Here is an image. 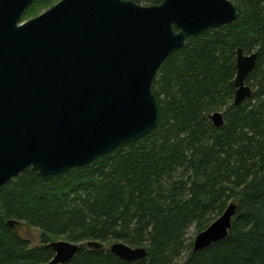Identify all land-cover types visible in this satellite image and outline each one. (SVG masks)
<instances>
[{"label":"trees","instance_id":"1","mask_svg":"<svg viewBox=\"0 0 264 264\" xmlns=\"http://www.w3.org/2000/svg\"><path fill=\"white\" fill-rule=\"evenodd\" d=\"M60 1L34 0L22 21ZM230 1L235 22L189 37L161 67L151 134L61 175L27 169L0 189V264H47L55 241L80 246L66 264H264V0ZM239 49L258 57L246 80L252 96L236 105ZM231 204L228 237L194 252L190 230L205 231ZM10 221L39 230L42 246ZM114 243L147 256L124 261L109 250Z\"/></svg>","mask_w":264,"mask_h":264},{"label":"water","instance_id":"2","mask_svg":"<svg viewBox=\"0 0 264 264\" xmlns=\"http://www.w3.org/2000/svg\"><path fill=\"white\" fill-rule=\"evenodd\" d=\"M33 1L0 0V189L27 169L61 175L151 134L160 123L153 86L165 61L189 37L239 16L230 0H62L23 22ZM257 57L237 53L236 105L252 96L246 80ZM212 120L224 124L221 113ZM237 210L231 204L198 234L194 252L226 239ZM47 247L55 253L47 264H66L80 249L68 241ZM109 250L127 262L147 256L123 243Z\"/></svg>","mask_w":264,"mask_h":264},{"label":"rangeland","instance_id":"3","mask_svg":"<svg viewBox=\"0 0 264 264\" xmlns=\"http://www.w3.org/2000/svg\"><path fill=\"white\" fill-rule=\"evenodd\" d=\"M46 12V11H45ZM43 12V13H45ZM42 13V14H43ZM41 15V14H40ZM16 231L27 241H29L31 243L32 247H40L42 246V242L40 239V232L37 229L34 228H29L26 227L24 225H19L16 229ZM190 238L193 239V242L196 239V230L195 228H192L190 230V234H189ZM187 257V253L184 254L183 258L185 259Z\"/></svg>","mask_w":264,"mask_h":264}]
</instances>
